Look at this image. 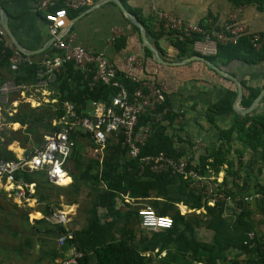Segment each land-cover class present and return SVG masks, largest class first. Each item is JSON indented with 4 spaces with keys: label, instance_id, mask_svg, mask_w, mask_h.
Returning a JSON list of instances; mask_svg holds the SVG:
<instances>
[{
    "label": "trees",
    "instance_id": "trees-1",
    "mask_svg": "<svg viewBox=\"0 0 264 264\" xmlns=\"http://www.w3.org/2000/svg\"><path fill=\"white\" fill-rule=\"evenodd\" d=\"M232 1L237 6L251 3L264 6V0ZM56 7H64V3L59 2ZM67 10L71 14L80 11V9L70 8ZM144 24L147 35L163 56L165 53L159 41L165 36L169 37L179 50L176 57L178 59L200 53L191 48L198 37H186L177 32L166 33ZM204 26L211 28L212 24L206 23ZM134 28L139 32L136 26ZM219 29L216 28L217 31ZM126 40L123 36L118 38L115 42L116 48L123 49ZM7 41L6 36L0 38V66L5 67L9 73L6 78L0 79V83L7 79L18 83H34L40 59L33 60L21 53L22 61L17 69H13L10 61L13 48ZM151 55L152 51L145 48L144 55L141 57L144 62V76L135 73L134 75L143 80L160 81L158 78H150L145 69L148 57ZM206 57L223 66L242 59L250 62L260 61L264 59V47L255 50L250 43L249 33H246L240 35L235 41L227 43L218 41L216 53ZM153 62L161 69L165 66L170 67ZM201 63L220 79L234 83L233 80L216 72L204 62ZM116 69L118 85L97 80L94 71L83 70L69 61L63 65L55 82L47 87L50 92V96L48 95L50 101L32 106L29 102L20 100L12 113V110H9V104L0 106V120L4 119L3 121L8 124L21 125L18 129L9 128L6 123L3 127L0 126V159L18 158L16 153L8 148L14 141H18L26 150L24 155L42 147L46 135L61 129L62 125L56 121L64 115L66 101L75 105L80 116H92L94 103L113 107L114 99L123 88L128 94V100L136 101L134 93L139 88V83L129 77L127 68L116 66ZM244 88L240 103L243 107H248L257 98L261 88L247 84H244ZM236 96L237 87L225 88V93L210 105L206 113L208 121L219 132L218 140L212 146L197 149L195 148L196 137L182 134L183 128L178 122L182 113L173 108L170 93L166 92L164 105L141 113L138 117L136 132H142L147 127L149 129L137 157L129 155L125 132L121 129L108 134L102 157L94 154V157L87 158L83 155L81 148L90 145L92 150L96 144L90 132L77 129L71 135L75 145L66 166L72 177L70 184L60 186L52 183L45 170L19 171L17 178L36 184L34 197L42 207L39 211L44 216L62 207L60 196L64 197L65 204L78 202V197L84 192L91 197L85 209V225L74 230V238L61 247V253L64 254L70 245L74 244L84 253L79 259L80 264H92V262L95 264H153V260L143 255V251L154 249H157L158 253L165 252L159 260L162 264H180V262L185 264H264V240L256 234L255 236L250 234L254 232L255 225L250 218L252 211L248 207L249 203L255 201L257 209L264 213V186L257 187L254 193H246L247 174L243 175L242 168L234 169L236 158L234 153L230 152L235 142H243L254 152H264V110H253L241 114L234 108ZM226 113H229L231 117L223 127L216 122V117ZM181 146L186 148L183 149ZM160 152L173 158L188 156L189 168L207 177L212 174L218 175L223 170L222 166L227 165L223 183L218 185L219 191H224L226 199L217 200L214 205H211L210 197L202 189L194 186L191 178L184 177L183 174L172 169L155 170L151 163L142 160L145 156L157 155ZM241 155L242 151H239L237 156ZM6 194L0 189V208ZM248 195L252 196V200L245 199ZM125 196H128L132 202H127ZM178 204H183L188 209L206 211V216L209 218L205 222L206 227L214 233L211 241H201L196 236L195 225H198V222L192 220L193 214L181 213ZM141 206H150L159 215H170L173 219L171 228L151 231V236L140 234L139 241L146 243L145 248L138 245L136 234L145 230L138 213ZM103 211L105 214L102 213ZM226 211H232L235 214V220L226 216ZM23 216L28 220L27 213ZM34 221L38 224L50 225L51 227L45 231L54 232L57 236L66 231L65 226L51 224L45 217ZM232 248L246 252L247 258L241 260L236 256L229 257L226 251ZM59 251L60 248L54 249L53 257L57 256Z\"/></svg>",
    "mask_w": 264,
    "mask_h": 264
},
{
    "label": "built area",
    "instance_id": "built-area-1",
    "mask_svg": "<svg viewBox=\"0 0 264 264\" xmlns=\"http://www.w3.org/2000/svg\"><path fill=\"white\" fill-rule=\"evenodd\" d=\"M97 1L103 0H39V9L45 12L50 35L54 38L53 50L45 52L39 61L36 72V81L32 84L18 83L12 79H7L0 83V102L17 104L20 100L29 102L32 106L39 105L42 101H50L43 93L49 92L47 87L55 82L66 62L72 61L79 68L94 71L95 79L105 83L118 85L116 81L117 69L104 51H92L76 42L74 32H66L69 21L68 8L79 10L86 8ZM59 2L64 3V7H56ZM156 30L164 32H177L186 37H198L205 40L202 51L205 55L215 54L217 42L227 43L235 41L240 35L249 33V40L255 50L264 47V31L250 32L247 24L242 22L237 14L231 15L220 27L219 31H214L201 24H193L185 21L176 13L153 7ZM122 28L114 27L112 35L108 39L109 44H114L122 36ZM5 36V32L0 28V38ZM13 48V47H12ZM22 52L13 48L10 56L11 67L17 69L22 61ZM126 66L129 69H142L143 59L139 56H129L126 59ZM128 75L132 80L139 83V88L134 95L136 101L130 102L128 94L123 88L113 101V107H106L101 103L93 104L92 116H80L73 103H64L65 112L57 123L61 124L60 130L46 135L42 147L34 150L28 155L18 156L17 159H0V189L4 190L15 203L28 208L39 205L35 183H27L17 178L19 171L32 172L35 170H45L49 180L56 185L63 184V180L69 175L66 168L69 156L75 145L71 137L72 132L77 129L90 132L96 146L92 148L95 155L104 154V149L108 140V134L119 131L125 132V142L129 147V155L137 157L140 147L144 144L148 127L142 132H136L138 117L141 113L155 110L158 106L166 102L167 84L164 81L143 80L134 74ZM18 94L19 100H10L11 95ZM38 94L40 96H38ZM166 111V109H164ZM55 122V123H56ZM206 146L200 139L195 140V148L201 149ZM142 160L152 164L155 170L172 169L189 177L192 184L202 189L208 197L209 204L214 205L217 200L226 199L224 191L218 188L223 183L220 175L203 176L194 169L189 168L188 156L173 158L164 152L157 155L145 156ZM127 202H132L125 196ZM246 200H252V196H245ZM51 224H61L66 227V231L57 237V244L63 247L67 241L74 238V229L71 227L72 211L68 206L55 209L51 214L43 215ZM143 228L148 231H160L171 228L173 219L170 215H159L150 206H141L138 210ZM38 219L31 218L32 221ZM67 252V253H66ZM65 252L66 256L62 264H80V257L83 256L74 244H71Z\"/></svg>",
    "mask_w": 264,
    "mask_h": 264
},
{
    "label": "crops",
    "instance_id": "crops-1",
    "mask_svg": "<svg viewBox=\"0 0 264 264\" xmlns=\"http://www.w3.org/2000/svg\"><path fill=\"white\" fill-rule=\"evenodd\" d=\"M120 1L124 4L126 9L134 14L143 24H148L149 27L154 30H156V26L153 7H157L172 11L185 21L193 24H212L211 29L214 31H216V28H220L233 14H237L242 22L247 24L250 32L264 31V6L261 7L257 3L237 6L232 0ZM0 2L9 14V23L16 39L26 50L34 52L44 46L47 47V49L41 53L26 54L30 59L39 60L45 52L53 50V44H49L52 36L49 32L45 12L39 9V0H0ZM69 16L68 26L72 18L76 17V21L73 22L69 31L76 34V42L78 44L92 51H104L115 67H124L132 74L135 73L144 76V66L142 69H129L126 66L127 57H142L144 55V43L142 41L140 29L126 18L125 14L114 1H97L86 8L80 9L77 13H69ZM135 26L139 29V32L134 28ZM114 27L122 28V36L127 39L123 49H117L115 43H108V39L111 37ZM148 38L153 43L149 36ZM159 42L165 53V58L178 60L176 57L179 50L173 45L169 37L165 36ZM204 42V39L199 38L191 48L200 52L199 54H203L202 48ZM7 43L9 46L17 49L9 39ZM153 61L151 56H149L145 69L148 71L150 78H158L160 81H164L167 84V92L170 93L173 108L182 113L178 118V122L181 123V127L183 128L181 130L182 134L196 137L195 140L200 139L206 146H212L214 143L212 144V142L207 139L209 138L208 136L202 137L198 135L204 129L207 132L215 129L212 123L208 121L206 113L209 111L210 105L220 99L225 93V88L237 87L236 83L233 81L234 83L232 84L220 79L199 61H192L177 66H165L162 69ZM215 64L236 76L242 82L243 88L244 84H247L253 87H259L261 91L264 89V59L253 62L242 59L233 61L226 66L221 65V63ZM8 75L7 69L0 66V79L6 78ZM49 94L50 92L43 93L46 98H48ZM38 96L40 95L38 94ZM16 106L17 104H13L14 111L16 110ZM240 106L243 107L241 103ZM254 110H264V97ZM230 117L229 113L217 116L216 122L219 125H225L229 122ZM184 148L186 147L184 146L183 149ZM15 153L17 157L22 154H19V152ZM71 182L72 177L69 179L67 185ZM181 205L178 204V206ZM66 206L72 211V221L70 225L73 227L72 222L76 217L78 206L75 203ZM82 227L83 226L77 227L76 229ZM59 248L58 246V249ZM53 251H50V254H48L50 257H48V260H30L26 255L24 260L15 258V261H3L2 264H62L66 254H62L60 249V253L54 256L55 258L53 259ZM48 252L49 251H47V253ZM163 254L165 255V252H163ZM92 264L95 263L92 262Z\"/></svg>",
    "mask_w": 264,
    "mask_h": 264
},
{
    "label": "rangeland",
    "instance_id": "rangeland-1",
    "mask_svg": "<svg viewBox=\"0 0 264 264\" xmlns=\"http://www.w3.org/2000/svg\"><path fill=\"white\" fill-rule=\"evenodd\" d=\"M205 54V53H204ZM19 97L18 94H13L10 97V100H16ZM44 103V101H42ZM6 104L0 102V106H4ZM18 105V103H17ZM11 106V104H10ZM38 106V105H37ZM1 110V108H0ZM4 119L0 120V126L3 127ZM54 123V121H53ZM7 127L18 129L21 127V125L18 123L15 124H8L6 123ZM226 125V124H225ZM221 124L220 126H225ZM197 129V128H196ZM199 136L206 137L208 140L212 142V144H216L218 140L219 132L217 129H213L210 132H207L205 129L201 133L198 134ZM13 152H19V154H24L25 149L19 144L18 141H14L11 144H9L8 147ZM232 153H234V156L236 158L235 167L234 169L242 168L243 175L247 174L248 177V183L246 184L247 190L246 193H254V190H256L257 187L264 186V152L258 151L254 152L249 148L248 145H245L243 142H235L231 147ZM83 155L85 157H94V154L92 153L90 145H87L85 147L81 148ZM237 151V152H236ZM239 151H242V155L238 157ZM21 154V156H23ZM96 156V155H95ZM227 168V165L222 166V171L218 174L221 175L224 178L225 175V169ZM87 191V190H85ZM79 201L75 202V204L78 206L76 211V217L73 220V229L75 230L77 227L84 226L86 223V214L85 209L88 207V202L90 201V196L87 194V192H84L79 197ZM60 201H62V205L66 206L69 204H65L64 197H59ZM1 208H0V264H2L3 261H13L15 258H18L19 260H24L25 256L30 260H48L50 257L48 254H50V251H53L54 249H58L57 244V235L53 233H48L45 231L47 228H50L51 226L48 224H38L35 221H32L31 218H39L38 211L42 207L39 205H36V207H33L32 209H29L25 206H20L17 203L13 201L11 197H9L8 194L3 198L1 202ZM181 205V204H180ZM19 207V208H18ZM248 207L250 208L251 215L250 218L254 222L255 230L254 232H250L251 235H258V237L261 238V240H264V213L260 212L256 207V202H251L248 204ZM179 209L181 213L184 214H193L191 216L193 221H197L198 225H195L196 228V236L201 241H211L213 238V231L208 229L206 227L205 222L209 220V218L206 216V211L203 209L200 210H194V209H188L187 206H179ZM24 213H27L28 220L24 218ZM105 214V211L102 212ZM102 214V215H103ZM226 216H230L233 220H235V214L232 213V211H226ZM142 225V224H141ZM143 227V226H142ZM137 234V240L138 245L142 248H145L146 243H140V234L144 236H151V231L148 230H141V233ZM250 236V235H249ZM253 236V237H254ZM37 248V249H34ZM47 251H49L47 253ZM158 250H148L143 251V254L147 258H151L153 260V264H162L160 263V258L164 256L163 252L158 253ZM226 254L229 257L236 256L239 259L243 260L247 258V253L244 251H239L236 249H229L226 251ZM49 257V258H48ZM55 257H53L54 259ZM15 261V260H14ZM174 261H176L174 259ZM180 262V261H179ZM174 263V262H173ZM176 264V263H175ZM180 264H185L181 263ZM204 264V263H200Z\"/></svg>",
    "mask_w": 264,
    "mask_h": 264
},
{
    "label": "water",
    "instance_id": "water-1",
    "mask_svg": "<svg viewBox=\"0 0 264 264\" xmlns=\"http://www.w3.org/2000/svg\"><path fill=\"white\" fill-rule=\"evenodd\" d=\"M109 1V0H105ZM114 1L118 7L121 9V11L125 14L126 18H128L133 24H135L136 26L139 27L140 29V33H141V37H142V41L144 43V49L143 51H145V48H149L152 51V55L151 58L163 65H169V66H177V65H182V64H186L192 61H201L204 62L206 65H208L210 68H212L213 70H215L216 72L222 74L223 76L233 80L236 85H237V96L235 98L234 101V108L237 112L241 113V114H245L248 112L253 111L258 104L260 103L261 99L264 97V89L259 93V95L257 96V98L252 102V104L248 107H241L240 106V101L244 95V88H243V84L242 82L234 75H232L231 73H229L228 71L224 70L223 68H221L220 66H218L217 64H215L213 61H211L209 58L206 57L205 54H194L191 56H186L183 57L181 59L178 60H172V59H168L165 58L161 52L159 51V49L149 40L148 35H147V30L145 25L131 12H129L126 7L124 6V4L120 1V0H112ZM76 21V17L72 18L71 23L69 26H67L66 28V32H69L71 25L73 24V22ZM0 25L2 27V29L5 32V36L17 47V49H19L21 52L25 53V54H32V53H36V52H43L47 49V47H42L39 50H35L34 52H30L28 50H26L20 43L19 41L16 39L10 23H9V14L7 13V10L5 9V7L3 6V4L0 2ZM54 42V38L52 37L50 39L49 44H53Z\"/></svg>",
    "mask_w": 264,
    "mask_h": 264
},
{
    "label": "bare ground",
    "instance_id": "bare-ground-1",
    "mask_svg": "<svg viewBox=\"0 0 264 264\" xmlns=\"http://www.w3.org/2000/svg\"><path fill=\"white\" fill-rule=\"evenodd\" d=\"M70 175H68L64 180H63V184H67L69 182L70 179Z\"/></svg>",
    "mask_w": 264,
    "mask_h": 264
}]
</instances>
